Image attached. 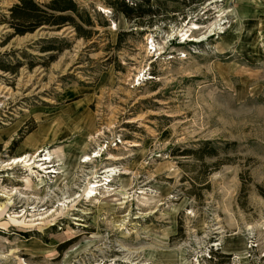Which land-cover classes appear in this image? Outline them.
Returning a JSON list of instances; mask_svg holds the SVG:
<instances>
[{"label":"rangeland","instance_id":"obj_1","mask_svg":"<svg viewBox=\"0 0 264 264\" xmlns=\"http://www.w3.org/2000/svg\"><path fill=\"white\" fill-rule=\"evenodd\" d=\"M74 1L86 36L0 0V264H264V0Z\"/></svg>","mask_w":264,"mask_h":264},{"label":"trees","instance_id":"obj_2","mask_svg":"<svg viewBox=\"0 0 264 264\" xmlns=\"http://www.w3.org/2000/svg\"><path fill=\"white\" fill-rule=\"evenodd\" d=\"M157 1H161L162 4L167 0ZM187 1L188 4H193L194 2H203L204 0ZM105 2L115 13H122L125 18L133 20L140 25L143 24L150 27L157 21L168 23L175 18V14L168 15V11L166 13H159L158 10L152 9L150 0H137L132 4H129L127 0H106ZM79 7L74 0H49L45 4V8H41L33 0H21L20 5H15L11 9V26L14 28L15 33L23 34L26 31H33L43 24L57 27L71 24L79 35L86 36L87 33L76 22L75 18H80L88 26L92 25L93 22L88 12L82 11ZM160 15V19H157V16ZM182 18L186 19L185 13L182 14ZM51 49L53 47H47V50ZM215 254L212 253L213 256Z\"/></svg>","mask_w":264,"mask_h":264},{"label":"bare ground","instance_id":"obj_3","mask_svg":"<svg viewBox=\"0 0 264 264\" xmlns=\"http://www.w3.org/2000/svg\"><path fill=\"white\" fill-rule=\"evenodd\" d=\"M115 26V25H114ZM113 26V27H114ZM45 155H47L46 157H42V158H37V160H31V158H26V155L25 156H23V157H14V158H12L11 160H10V162H11V164H16V163H19V162H23L24 163V165H26V166H30L31 164H34V166H31V167H29V169H31L32 167H37V168H40V171H44V172H53V170H47L48 169V167L50 166V165H48V163L50 162V156H48V155H50V154H45ZM85 161V160H84ZM114 170V169H113ZM31 171V170H30ZM108 172L109 171H112V169L111 170H107ZM101 184H95V186H100ZM94 188L95 187H90L86 192H87V194H88V196L89 195H92L94 192H95V190H94ZM21 215H19V214H15V215H13V217H20Z\"/></svg>","mask_w":264,"mask_h":264},{"label":"crops","instance_id":"obj_4","mask_svg":"<svg viewBox=\"0 0 264 264\" xmlns=\"http://www.w3.org/2000/svg\"><path fill=\"white\" fill-rule=\"evenodd\" d=\"M18 129V127H16L14 130H11L9 132H4L2 133V136L5 137V139L8 137L7 135H10L12 133H15V131ZM7 136V137H6ZM27 148H34L35 147V142L33 141V139H31L30 137H27ZM27 152H21V154L19 156H15V157H23L22 155H26ZM28 156V155H26Z\"/></svg>","mask_w":264,"mask_h":264},{"label":"built area","instance_id":"obj_5","mask_svg":"<svg viewBox=\"0 0 264 264\" xmlns=\"http://www.w3.org/2000/svg\"><path fill=\"white\" fill-rule=\"evenodd\" d=\"M108 10H110V9L108 8ZM110 181H111L110 179H106L105 183L107 184V183H109ZM99 182H100V181H99ZM95 184H98V183H95ZM95 184H92V183H91V186H92V187H95V188L98 187V186H95ZM101 184H102V183H101ZM95 194H97V191L94 192L92 195H95ZM92 195H91V196H92Z\"/></svg>","mask_w":264,"mask_h":264}]
</instances>
